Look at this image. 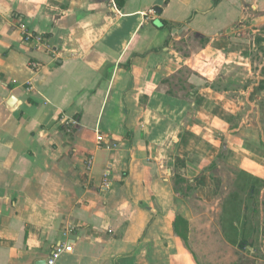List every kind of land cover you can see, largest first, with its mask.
Instances as JSON below:
<instances>
[{
  "label": "crops",
  "instance_id": "crops-1",
  "mask_svg": "<svg viewBox=\"0 0 264 264\" xmlns=\"http://www.w3.org/2000/svg\"><path fill=\"white\" fill-rule=\"evenodd\" d=\"M259 32L264 0H0V264H36L66 241L55 264H234L235 189L202 211L180 202L175 168L184 158L205 202L222 177L203 165L224 150L264 179L262 148L234 138L240 97L220 86L227 65L251 71ZM257 76L241 91L260 112ZM248 192L244 253L264 264V187L257 205Z\"/></svg>",
  "mask_w": 264,
  "mask_h": 264
},
{
  "label": "rangeland",
  "instance_id": "rangeland-1",
  "mask_svg": "<svg viewBox=\"0 0 264 264\" xmlns=\"http://www.w3.org/2000/svg\"><path fill=\"white\" fill-rule=\"evenodd\" d=\"M264 33V32H259ZM257 34V33H256ZM257 34V36L253 37L255 34H251L249 36L252 39L251 43V54L253 67L251 71H247L245 66L239 65H227L222 69L221 75L228 77V83H220L222 87H229L232 90H236L233 94L238 95L240 99L237 101L239 103V114L234 119V122L237 125H240L243 122V126L239 128L238 131H235V136L245 144L249 146H257L261 147L264 151V127L260 129L259 127L264 126V117L262 112H264V105L262 106V111L258 112L257 107L254 103L243 99V95L241 90H247L252 84L257 81L258 76L257 72L264 73V35ZM198 44L199 41H196ZM254 42V43H253ZM257 70V71H256ZM259 115V117H258ZM246 116V117H245ZM244 118V119H242ZM235 140L237 141V139ZM186 163L184 158L178 157L176 160V177L175 188H177L180 192V202L182 204H192L199 206L202 211H211L212 206L219 205V199L223 198V194L229 190L234 188V182L236 183V171L238 168V163L235 161L232 155L228 150H224L217 157L216 161L209 163L207 165H203V171H211L214 174H221L222 180L220 179L218 186L219 191L217 192V197L212 202L203 201V197L197 195V187L196 185H192L185 178V181L182 180L183 174H186ZM238 184L241 183V179H238ZM217 184V182H216ZM214 183V185H216ZM222 196V197H221ZM259 199V198H258ZM264 205V202H263ZM198 208V207H196ZM184 229H186L184 227ZM186 232V231H185ZM259 256V254H258Z\"/></svg>",
  "mask_w": 264,
  "mask_h": 264
},
{
  "label": "trees",
  "instance_id": "trees-1",
  "mask_svg": "<svg viewBox=\"0 0 264 264\" xmlns=\"http://www.w3.org/2000/svg\"><path fill=\"white\" fill-rule=\"evenodd\" d=\"M218 0H215V2H217ZM261 86L259 85L258 88H260ZM182 180L185 181V178H181ZM238 179H241V183L238 184ZM236 183L234 182V189L235 191L230 194V201L231 205H233L232 210L230 211L231 214L230 217L232 218L231 222H238V224L240 226H234L233 231V237H228L231 238L234 242V244L239 248L242 249V253L240 252V256L238 258V260L234 263V264H262V262L259 261V256L257 255V253L255 252L253 257H249L248 254H245L244 250H247V248L249 246H253L254 243L250 242V240L253 238L255 239V237L253 236V233H251L253 230H256L255 228H250L248 227L247 222L248 221H252V213L247 214V212L245 211L244 214H242L241 211V206L243 204V197L240 195V191H244V190H249L248 192V197H250V199H252V203L254 205H257L259 203L258 201V195L261 192L262 187H264V179L263 178H255L254 181H248L246 179H244V173L241 169L237 168L236 171ZM224 219V218H223ZM176 225H179V223H185L186 221L181 218L180 216L176 217V221H175ZM252 226H255L253 224H251ZM256 227V226H255ZM177 228V227H176ZM224 231L226 232V228L223 227ZM258 234H260V229L258 230ZM264 234V233H263ZM186 236V235H184Z\"/></svg>",
  "mask_w": 264,
  "mask_h": 264
},
{
  "label": "built area",
  "instance_id": "built-area-1",
  "mask_svg": "<svg viewBox=\"0 0 264 264\" xmlns=\"http://www.w3.org/2000/svg\"><path fill=\"white\" fill-rule=\"evenodd\" d=\"M151 13H154L155 10L151 9L150 10ZM24 39L26 41H29L31 39H36L38 42L43 41L44 38L41 35H34L30 32L25 31V35H24ZM36 65V63L34 64ZM65 123V125L67 126V129L69 131H71L73 129V127H75L77 125V121L75 119H62ZM97 140L99 144H102L105 142V136L100 132L99 129H97ZM87 168L90 169L93 165V157H90L88 159V163H87ZM112 170L111 168H107L104 172V177H103V181H102V185L101 187L103 189H109L112 186ZM73 250V245L71 242H64L61 243L60 245H58L52 252L51 254L48 256V258L46 259V264H55L57 259L59 258V256L65 252V251H72Z\"/></svg>",
  "mask_w": 264,
  "mask_h": 264
},
{
  "label": "water",
  "instance_id": "water-1",
  "mask_svg": "<svg viewBox=\"0 0 264 264\" xmlns=\"http://www.w3.org/2000/svg\"><path fill=\"white\" fill-rule=\"evenodd\" d=\"M36 264H46V260L42 259L36 262Z\"/></svg>",
  "mask_w": 264,
  "mask_h": 264
}]
</instances>
